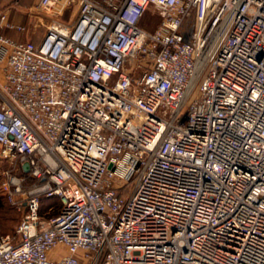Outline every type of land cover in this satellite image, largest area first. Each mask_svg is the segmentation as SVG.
Masks as SVG:
<instances>
[{"label": "built area", "instance_id": "2783aa9c", "mask_svg": "<svg viewBox=\"0 0 264 264\" xmlns=\"http://www.w3.org/2000/svg\"><path fill=\"white\" fill-rule=\"evenodd\" d=\"M73 5L0 34V264H264V0H39Z\"/></svg>", "mask_w": 264, "mask_h": 264}, {"label": "crops", "instance_id": "0c3cea01", "mask_svg": "<svg viewBox=\"0 0 264 264\" xmlns=\"http://www.w3.org/2000/svg\"><path fill=\"white\" fill-rule=\"evenodd\" d=\"M77 11V5H73L62 12L58 7L43 10L39 6V0H20L17 3L12 0H0V13L6 14V22L25 27L24 30H17L7 27L6 23L3 22L0 24V34L15 41L32 40L39 42L51 24L56 21L70 22L76 17ZM59 252L65 254L67 250L65 247H60ZM55 253L53 254L56 256L57 253Z\"/></svg>", "mask_w": 264, "mask_h": 264}, {"label": "rangeland", "instance_id": "374dc122", "mask_svg": "<svg viewBox=\"0 0 264 264\" xmlns=\"http://www.w3.org/2000/svg\"><path fill=\"white\" fill-rule=\"evenodd\" d=\"M158 21V16L154 14L153 7H151L140 24L148 29H153L156 27ZM128 65L131 66L132 62L129 61ZM19 161V158H15L13 160L6 158L0 148V190L4 201L2 207H0V227L3 232L6 231L11 234L15 231L17 225L19 224L23 215V210L19 209L17 205L11 202L9 197L3 191L2 185L10 175L21 173L19 170ZM43 201L44 204L51 202L48 198Z\"/></svg>", "mask_w": 264, "mask_h": 264}, {"label": "trees", "instance_id": "16d2710c", "mask_svg": "<svg viewBox=\"0 0 264 264\" xmlns=\"http://www.w3.org/2000/svg\"><path fill=\"white\" fill-rule=\"evenodd\" d=\"M21 173L27 175V178H28V182L29 183H25L24 184V188L27 189L28 185L30 184V182L33 181V179L28 175V173H24L23 171ZM46 198L47 197H45V196L42 197V209H41L42 215L49 217L51 215H54V214L59 213L60 210H61V203H60V201L57 200V199H55V198H48V199L51 200V202H49L48 204H44V201L43 200L46 199ZM3 202H4L3 201V195H2L1 190H0V207H2ZM15 232H16V229H15V231L13 233H15ZM3 233H10V232L4 231Z\"/></svg>", "mask_w": 264, "mask_h": 264}, {"label": "water", "instance_id": "95a60500", "mask_svg": "<svg viewBox=\"0 0 264 264\" xmlns=\"http://www.w3.org/2000/svg\"><path fill=\"white\" fill-rule=\"evenodd\" d=\"M24 168H25L26 171H28V170H29V164L26 163V164L24 165Z\"/></svg>", "mask_w": 264, "mask_h": 264}]
</instances>
